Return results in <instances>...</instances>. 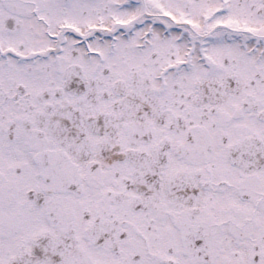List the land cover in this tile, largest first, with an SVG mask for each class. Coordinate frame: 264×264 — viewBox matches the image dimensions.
I'll return each instance as SVG.
<instances>
[{
	"label": "flooded vegetation",
	"instance_id": "1",
	"mask_svg": "<svg viewBox=\"0 0 264 264\" xmlns=\"http://www.w3.org/2000/svg\"><path fill=\"white\" fill-rule=\"evenodd\" d=\"M0 264H264V0H0Z\"/></svg>",
	"mask_w": 264,
	"mask_h": 264
}]
</instances>
